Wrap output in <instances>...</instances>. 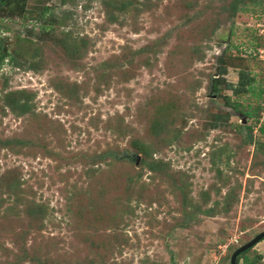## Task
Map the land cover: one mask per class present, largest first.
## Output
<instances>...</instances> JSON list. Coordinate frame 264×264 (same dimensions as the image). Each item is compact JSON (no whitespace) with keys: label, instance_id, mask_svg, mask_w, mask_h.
<instances>
[{"label":"rangeland","instance_id":"rangeland-1","mask_svg":"<svg viewBox=\"0 0 264 264\" xmlns=\"http://www.w3.org/2000/svg\"><path fill=\"white\" fill-rule=\"evenodd\" d=\"M11 1L0 264H231L264 231V0Z\"/></svg>","mask_w":264,"mask_h":264},{"label":"water","instance_id":"water-1","mask_svg":"<svg viewBox=\"0 0 264 264\" xmlns=\"http://www.w3.org/2000/svg\"><path fill=\"white\" fill-rule=\"evenodd\" d=\"M263 240H264V231L258 234L251 241L247 242L246 244L242 245L237 250H235V252L232 254V257H231V264H238V258L243 253L254 248L257 244H259Z\"/></svg>","mask_w":264,"mask_h":264},{"label":"trees","instance_id":"trees-1","mask_svg":"<svg viewBox=\"0 0 264 264\" xmlns=\"http://www.w3.org/2000/svg\"><path fill=\"white\" fill-rule=\"evenodd\" d=\"M11 2H12L11 0H0V10H1L4 6H6L7 4H10ZM10 56H11V54H10V52H9L8 50H2V49L0 48V60H1L2 62L5 61L6 59H8ZM250 88L256 90V88H254V87H250ZM246 115H247L248 117H252L253 114L250 113V112H247ZM263 130H264V129H263ZM250 251H251V249L248 250V251H246L245 253H243V254L238 258V264H240V260H241V259L244 260V262L250 263L249 257L247 256V254H248Z\"/></svg>","mask_w":264,"mask_h":264}]
</instances>
